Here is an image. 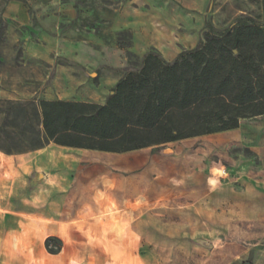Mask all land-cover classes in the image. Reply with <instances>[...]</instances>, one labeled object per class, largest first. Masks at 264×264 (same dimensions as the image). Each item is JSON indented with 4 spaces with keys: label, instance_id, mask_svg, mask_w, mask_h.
<instances>
[{
    "label": "rangeland",
    "instance_id": "rangeland-1",
    "mask_svg": "<svg viewBox=\"0 0 264 264\" xmlns=\"http://www.w3.org/2000/svg\"><path fill=\"white\" fill-rule=\"evenodd\" d=\"M133 9L138 16L125 18ZM239 14L263 20L261 0H0V200L19 202L27 220L0 222V255L34 264H264V116L123 154L18 146L47 140L41 100L105 103L127 53L141 58L129 20L157 18L182 39L181 51L198 45L207 21L221 29ZM49 233L61 241L57 257L45 248Z\"/></svg>",
    "mask_w": 264,
    "mask_h": 264
},
{
    "label": "trees",
    "instance_id": "trees-1",
    "mask_svg": "<svg viewBox=\"0 0 264 264\" xmlns=\"http://www.w3.org/2000/svg\"><path fill=\"white\" fill-rule=\"evenodd\" d=\"M204 30L196 47L171 62L154 49L139 62L127 53L128 70L104 104L41 100L47 140L18 146L35 151L51 142L123 154L229 133L242 120L264 116V18L239 14L221 29L207 21ZM45 248L56 255L62 244L48 237Z\"/></svg>",
    "mask_w": 264,
    "mask_h": 264
},
{
    "label": "crops",
    "instance_id": "crops-1",
    "mask_svg": "<svg viewBox=\"0 0 264 264\" xmlns=\"http://www.w3.org/2000/svg\"><path fill=\"white\" fill-rule=\"evenodd\" d=\"M130 11V13H126L125 18L127 16H138L137 11ZM130 21L128 27L133 29V53L142 57L145 55L151 47L153 49H157L162 58L167 61H173L176 56L180 53L176 49V44L181 45L182 39L180 37H176L173 32L170 31V34L166 31L165 28H162L157 18L146 17L144 21ZM33 55L38 56L37 52H34ZM82 101V100H78ZM87 102V101H84ZM21 205L19 202L14 200H0V222L5 223V217H12V220L15 224L26 223L27 220H24L20 216L22 215ZM48 236H54V233L47 234ZM57 255H50L51 257H57ZM5 257V258H4ZM43 258V256H42ZM49 260V259H48ZM21 262V261H20ZM0 264H34L29 261L17 263L16 259L11 256V254L2 253L0 255Z\"/></svg>",
    "mask_w": 264,
    "mask_h": 264
},
{
    "label": "bare ground",
    "instance_id": "bare-ground-1",
    "mask_svg": "<svg viewBox=\"0 0 264 264\" xmlns=\"http://www.w3.org/2000/svg\"><path fill=\"white\" fill-rule=\"evenodd\" d=\"M37 175H38V177H37L35 182H41L42 180H44V174L40 173V174H37Z\"/></svg>",
    "mask_w": 264,
    "mask_h": 264
}]
</instances>
